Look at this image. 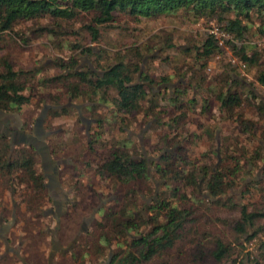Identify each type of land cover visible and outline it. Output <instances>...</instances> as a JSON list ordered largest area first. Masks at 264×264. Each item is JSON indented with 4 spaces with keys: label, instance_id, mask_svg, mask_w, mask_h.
Instances as JSON below:
<instances>
[{
    "label": "trees",
    "instance_id": "1",
    "mask_svg": "<svg viewBox=\"0 0 264 264\" xmlns=\"http://www.w3.org/2000/svg\"><path fill=\"white\" fill-rule=\"evenodd\" d=\"M160 16H179L190 23L200 20L215 22L223 33L231 37L227 44L241 65L244 68H257L255 80L264 89V61H260V55L252 50V47L236 46L237 41L246 35L255 20L259 21V30L264 34V0H0V34L14 32L21 23L36 24L41 20H48L51 28L40 26L34 32L38 36H44L54 45L53 48L71 52L80 49L81 53L104 61L103 65L90 64L78 68L77 61L71 57L56 65L58 75L37 79L33 84L32 81L40 70L15 71L6 59L0 57V111L20 113L21 109L28 105L30 96L35 95L36 87L37 91H40L37 93L40 101L51 107L63 106L48 109V117L68 113L69 107L62 105V101L79 100L86 104L83 110L90 114L100 105L112 109L110 116L100 123L119 122L120 126H125L126 120L134 119L141 113L146 116L154 115V110L158 107L155 96L159 94L153 91L154 86L160 85L161 91L168 90L175 77V74L161 76L158 82L153 79L143 71L145 59L153 57L147 55L155 49H173L180 58L186 56L190 61L183 60L180 68H177L178 72L182 70L179 74L181 84L168 96L169 107L181 111V97L186 96L188 92L195 94L205 87L218 102L225 118L237 121L242 134L250 135L251 138L258 135L259 143L249 157L246 151L242 156L231 152L224 154L221 160L218 158L213 168H198L188 158L186 149L176 142V137L180 135L176 133V127L184 113L169 118L165 124L169 129L160 137L159 142L163 149L160 150L158 160L151 162L164 190L157 191L151 204H144V209L139 211L135 205L122 204L120 199L116 198L114 202L117 212L110 211L104 216L108 221L117 214L116 235L130 238V245L133 248L141 246V251L117 252L107 264H174L166 261L165 257L178 242L186 239L188 244L193 246V251L179 252L184 257L183 261L186 260L185 264H204L210 260L213 264H243L232 259L230 246L220 239L212 241L213 246L210 249L207 248V242H195L188 238L192 235L190 229H193L196 222L194 216L197 208L186 205L187 202L183 200L187 197L185 192H188L187 198L193 205L206 203V206L212 208L237 210L239 218L235 220L233 230L239 238L245 236L246 241L254 235L248 234V231L264 218V208L249 211L246 205H241L227 196V191L234 186L244 162L250 164L249 174L253 173L259 163H264V132L258 127L259 123L257 126V122L244 118L242 110L245 101L259 115V120L262 121L260 125L264 127V102L251 87H247L230 74L229 64L225 66L222 74L208 80L203 72L207 62L223 54L214 36L209 34L200 46L176 45L170 37L164 41L165 48H157L156 44L161 43L160 41L151 45L152 41L157 39V36H154L148 46H138L111 55L106 51L94 55L91 49L83 48L81 44L62 40L67 34L78 38L84 35L90 42L97 43L103 28L127 23L139 24L144 19ZM63 25L70 28L63 30ZM74 25L78 28L73 30ZM160 39L158 37L157 40ZM20 40L27 41L24 36ZM248 48L252 52L248 53ZM185 81L186 86L182 88ZM233 85L241 86L243 92L234 90ZM25 92L27 95H24ZM196 99L193 96L187 100L188 105H195ZM144 103H149L147 108L143 107ZM208 109L207 106L203 108ZM162 115L161 111L157 112L156 120ZM98 141L99 135L96 134L93 141L86 143V150L79 155L84 157L80 165L92 170L101 185L111 180L127 193L122 197H136L137 190H141L140 184L152 179L148 163L134 159L127 151L130 141H117L113 147L108 146L107 149L105 144L97 145ZM168 148L174 150H167ZM216 154L218 155V152ZM37 156L32 147L16 146L11 149L8 138L0 134V196L4 192L12 196L17 194L19 202H13L15 214L18 216L16 224L22 221L26 226L32 218L38 217L47 199V192L43 187L44 178L37 169ZM76 168L78 169L79 165ZM261 182L264 180L245 183V193L257 191ZM16 187H19L17 193ZM90 200L87 199L88 204ZM92 200L97 201L95 197ZM189 224L192 226L186 228ZM144 227H150L149 232L146 236L136 239L135 234H139ZM109 240L104 236L99 238L102 246L109 244ZM176 259L171 258V261Z\"/></svg>",
    "mask_w": 264,
    "mask_h": 264
},
{
    "label": "rangeland",
    "instance_id": "2",
    "mask_svg": "<svg viewBox=\"0 0 264 264\" xmlns=\"http://www.w3.org/2000/svg\"><path fill=\"white\" fill-rule=\"evenodd\" d=\"M258 25L259 21L255 20L246 35L237 41L236 46L252 47V50L258 52L260 61L263 62L264 34H261ZM40 26L51 28L50 21L41 20L36 24L21 23L14 29V32L0 34V57L6 59L13 70H40L35 80L32 81L33 84L37 79L58 75L59 70L56 65L71 57L77 61L79 68L87 67L90 64L92 66L103 65V60H97L93 55L87 56L85 53H81L80 49L71 52L53 48L54 45L44 36L35 34L34 30ZM67 28L70 27L62 26L63 30ZM77 28V25L72 26L73 30ZM212 31L217 33V40L223 54L215 56L207 62L203 72L208 80H213L214 77L222 74L225 66L229 64L231 67L227 69L230 74H233L235 79L240 80L247 87H251L264 102V89L255 80L257 68L250 66L244 68L241 65L238 57L227 44L231 37L223 33L215 22L200 20L197 23H190L179 16H160L144 19L139 24L127 23L126 25H112L109 28H103L97 43L90 42L84 35L78 38L67 34L62 40L71 44H81L83 48L91 49L94 55L102 53V51L111 55L138 46H148L150 39H154V36H157V39L161 38L160 40L155 38L151 43L153 45L160 41L161 43L156 44L157 48H165L164 41L170 37L176 45L200 46L206 37L212 34ZM23 36L27 39L26 42L20 40ZM248 51V53L252 52L249 48ZM147 56L153 57L149 60L145 59L143 71H146L157 82L161 76L175 74L168 90L161 91L160 85L154 86L153 91L159 93L155 96L158 107L154 110V115L146 116L141 113L134 119L126 120L125 126H120L119 122L115 124L105 121L100 123L101 120L110 116L112 109L100 105L90 114L83 110L86 104L79 100L62 101V105L66 104L69 107L66 115L48 117L46 112L43 127L45 131L52 134L47 135L45 148L38 150L40 153L46 152V154L41 156L42 160L37 156V169L48 177L52 176V170L55 167L58 168V186L48 190L47 199L44 201L38 217L32 218L26 226L20 221L16 225L14 224L15 226L13 225L6 235L1 234L2 237H7L10 246L19 251L18 256L11 252L4 253L0 242V264H107L117 252L137 253L141 251V246L133 248L130 245V238H121L116 235L117 214L116 217L109 218L108 221L104 216L110 211L117 212V205L114 202L116 198L120 199L122 204L135 205L139 211L144 209V204H151L157 191L164 190L151 162H156L159 158L160 150L163 149L159 143L160 137L168 131L169 127L165 124L171 117L184 113L179 127H176V133L180 134L176 137V142L186 149L188 158L198 168L201 166L213 168L216 166L218 158L221 160L224 154L231 152L242 156V153L246 151L249 153L247 157L251 156L256 144L259 143L258 135L251 138L250 135L242 134L238 122L225 118L219 109L218 102L205 90V87L195 94L188 92L186 96L181 97L183 105L181 111H176L172 106L169 107L168 96L181 84L179 74L182 70L178 72L177 68H180L183 60L190 61L189 58L186 56H184L186 58H180V55H177L173 49H155ZM186 82H183L182 88L186 86ZM232 88L240 93L244 90L239 85H233ZM34 90L35 95L30 96L28 105L23 107L20 113L11 111L5 113L6 115H0V134L11 136L15 131L30 130L34 119L42 113L47 105L39 100L37 93L40 91H37L36 87ZM24 95L27 93L25 92ZM193 96L197 98V101L195 105L190 106L187 100ZM148 105L149 103H144L143 107L147 108ZM205 106L209 109L203 110ZM242 110L244 118L257 122V126L259 123L258 127L264 132V127L260 125L262 121L259 120V115L245 101ZM159 111L163 115L156 120L155 117ZM96 134L99 135L97 145L105 144L106 149L108 146L113 147L117 141H130L127 151L134 159L145 160L148 163V171L152 179L140 184L141 190L140 188L137 190L136 197H122L127 193L120 186L111 180L101 185L92 170L80 165L84 158L79 156L80 152L86 150V143L93 141ZM262 149L264 153V144ZM167 150L173 151L174 149L168 148ZM77 165H79L78 169ZM250 168V164L243 163L234 186L227 191V196L241 205H246L249 211L261 210L264 208V182L258 184L257 191L252 190L250 193H245V183L264 180V163H259L252 174L248 173ZM18 191L19 187H16V193ZM185 193L188 197V192ZM93 197L97 201L92 200ZM187 197L183 199L184 202H187L186 205L197 208L194 216L196 222L193 229H190L192 235L188 237L190 240L205 242V244L207 242V248L211 249L212 241L220 239L230 246L232 259L238 263L264 264V218L257 222L256 227L248 231V234L254 235L252 239L246 241L245 236L239 238L233 230V224L239 218L237 210L212 208L206 206V203L200 206L193 205ZM87 199H91L89 204ZM13 202L15 204L19 202L17 194L14 196L8 192L1 194L0 216H2V221L6 222L3 229H8L10 221L13 220L10 218ZM17 218L18 216L15 214V219ZM190 226L192 225L189 224L186 228H190ZM56 230H59L58 235L52 242V233ZM149 230L150 227H144L139 234H135V238L146 236ZM101 236L110 239L109 244L102 246L99 241ZM75 237L77 239L72 244ZM188 242L187 239L178 242L165 257V260L174 264H185L186 260L183 261L184 257L179 252L190 253L193 251V246ZM171 258L177 259L171 261ZM204 264H213V262L210 260Z\"/></svg>",
    "mask_w": 264,
    "mask_h": 264
},
{
    "label": "flooded vegetation",
    "instance_id": "3",
    "mask_svg": "<svg viewBox=\"0 0 264 264\" xmlns=\"http://www.w3.org/2000/svg\"><path fill=\"white\" fill-rule=\"evenodd\" d=\"M64 106H66L67 107V105L65 104ZM87 121H92V120H87ZM80 122H82L81 120H80ZM32 127V126H31ZM42 127H43V124H42ZM31 129V128H30ZM43 130L45 131V129H44V127H43ZM16 132V131H15ZM14 132V133H15ZM45 132H48V131H45ZM13 133V132H12ZM26 133H28V134H31V131L29 130V131H26ZM52 134V133H51ZM5 135V134H4ZM6 136V135H5ZM7 138H8V140H9V145H10V148L12 149V148H14V147H16V146H12V143L11 142H14L13 140H16V141H19V138H18V136L17 137H15V136H13V134L10 136H6ZM46 138H47V136L45 137V139H44V144H46ZM17 146H26V145H17ZM27 147H32L33 149H35L33 146H27ZM36 150V149H35ZM36 152H37V154H38V156H39V158L42 160V158H41V155H40V152L38 151V150H36ZM56 170H52V176H48V177H46V175L45 174H43V173H41L42 174V177L44 178V181L46 180V183H43V187L46 189V192H48V190L51 188V187H55V186H58V184H57V173L55 172ZM55 172V173H54ZM11 217L10 218H12L13 220L12 221H10V224H9V227H8V229L6 228V229H3L2 227H3V225H5V223L6 222H3L2 221V216H0V242L2 243V246H3V252L4 253H7V252H11L13 255H15V256H18V249L17 248H13L12 246H10L9 245V241H8V239H7V237L5 236V237H2L1 236V234H4V235H6V232L8 231V230H11L12 228H13V225L15 224L16 225V219H15V209H14V205L12 204V206H11ZM14 225V226H15ZM58 231L59 230H56L55 232H53L52 233V236H53V240H52V242L53 241H55V238L57 237V235H58ZM4 232V233H3ZM77 239V237H75L73 240L75 241ZM72 240V244L74 243V241ZM5 241V243L7 244V248L9 247V250H6L5 248H4V244H3V242ZM71 244V245H72Z\"/></svg>",
    "mask_w": 264,
    "mask_h": 264
},
{
    "label": "water",
    "instance_id": "4",
    "mask_svg": "<svg viewBox=\"0 0 264 264\" xmlns=\"http://www.w3.org/2000/svg\"><path fill=\"white\" fill-rule=\"evenodd\" d=\"M61 107H63V106L51 107V106L46 105L44 107V110L42 111V113L39 114L34 119L32 127L30 129L31 134H28V133H26L24 131L17 132L15 134V136L16 137L18 136L19 141L11 142L12 146H17V145L33 146L36 150H39L40 148H45L44 147V139H45V137L47 135H49L51 133V132H45L43 130V127H42L43 120H44V118L46 116V112L50 108H54L55 109V108H61ZM1 113H3V112L0 111V114ZM43 154H46V152L40 153L41 156H43ZM3 244H4V248L6 250H9V247L7 248V244L5 243V241L3 242Z\"/></svg>",
    "mask_w": 264,
    "mask_h": 264
},
{
    "label": "crops",
    "instance_id": "5",
    "mask_svg": "<svg viewBox=\"0 0 264 264\" xmlns=\"http://www.w3.org/2000/svg\"><path fill=\"white\" fill-rule=\"evenodd\" d=\"M5 113L3 112V113H1L0 115H4ZM6 115V114H5ZM21 131H24V130H21ZM18 132H20V131H18ZM24 132H26V131H24ZM17 132H13L12 134H13V136H15V134H16ZM16 137V136H15ZM52 163V162H51ZM54 170H56L55 172L57 173V170H58V168H56L55 167V169Z\"/></svg>",
    "mask_w": 264,
    "mask_h": 264
},
{
    "label": "built area",
    "instance_id": "6",
    "mask_svg": "<svg viewBox=\"0 0 264 264\" xmlns=\"http://www.w3.org/2000/svg\"><path fill=\"white\" fill-rule=\"evenodd\" d=\"M212 33V35L214 36V38L217 40L218 38H217V33L216 32H211ZM218 41V40H217Z\"/></svg>",
    "mask_w": 264,
    "mask_h": 264
}]
</instances>
